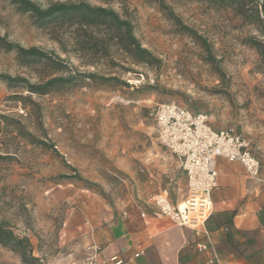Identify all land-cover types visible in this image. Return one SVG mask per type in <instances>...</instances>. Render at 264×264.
Segmentation results:
<instances>
[{
    "label": "rangeland",
    "instance_id": "obj_1",
    "mask_svg": "<svg viewBox=\"0 0 264 264\" xmlns=\"http://www.w3.org/2000/svg\"><path fill=\"white\" fill-rule=\"evenodd\" d=\"M32 1L44 10H114L156 58L136 64L105 29L39 22L0 0V76L32 85L70 74L23 66L8 43L116 79L80 80L45 96L0 80V222L30 238L36 264L83 260L93 230L152 195L183 199L182 170L163 153L150 116L157 105L175 103L207 115L213 129L234 130L264 166V0ZM0 264L23 263L0 247Z\"/></svg>",
    "mask_w": 264,
    "mask_h": 264
},
{
    "label": "crops",
    "instance_id": "obj_2",
    "mask_svg": "<svg viewBox=\"0 0 264 264\" xmlns=\"http://www.w3.org/2000/svg\"><path fill=\"white\" fill-rule=\"evenodd\" d=\"M163 153L169 152L164 149ZM170 159L179 174V163L172 155ZM217 171L213 212L199 231L178 227L168 218H156L153 207L147 206L148 197L134 204L126 217L93 230L83 260L64 259L60 263L86 264L119 257L128 264H212L208 255L196 250V244L204 242L218 258L214 264H264V166L260 181L250 180L241 164L225 159L217 161ZM182 173L185 194L175 203L170 200L175 207L187 198V178Z\"/></svg>",
    "mask_w": 264,
    "mask_h": 264
},
{
    "label": "built area",
    "instance_id": "obj_3",
    "mask_svg": "<svg viewBox=\"0 0 264 264\" xmlns=\"http://www.w3.org/2000/svg\"><path fill=\"white\" fill-rule=\"evenodd\" d=\"M158 143L179 163L187 178V198L175 207L165 194L152 195L147 206L153 207L156 218H168L176 226L199 231L213 212V193L218 187L217 161L225 159L244 167L250 180L260 181L261 161L250 151L249 143L234 130H216L207 115L194 113L175 103H163L151 110ZM146 213L142 214L145 217ZM208 261L218 263L212 247L196 244ZM139 257V254L136 255ZM86 264H128L119 257Z\"/></svg>",
    "mask_w": 264,
    "mask_h": 264
},
{
    "label": "trees",
    "instance_id": "obj_4",
    "mask_svg": "<svg viewBox=\"0 0 264 264\" xmlns=\"http://www.w3.org/2000/svg\"><path fill=\"white\" fill-rule=\"evenodd\" d=\"M205 1L221 3L230 0ZM11 2L20 12L31 14L39 22L61 18L63 20L68 19L81 27L105 29L110 40L115 42V45L124 51L134 63L153 65L156 62V58L147 49H144L136 39L132 23L122 19L114 10L105 7H94L86 3H57L44 10L32 0H11ZM6 50L16 52L18 60L23 66L42 63L53 68L55 72H70L66 78H52L44 83L32 85L28 84L23 78L0 76V80L8 84L10 88L19 87L22 83H26L28 92L33 95L45 96L56 88L80 80L101 81L104 84L116 80L115 78L99 77L96 73L87 74L80 73L77 70L74 71L64 60L55 59L52 54L45 53L38 48L25 49L18 45L6 43ZM51 150L54 149L51 148ZM262 223L264 224V218H262ZM0 247L19 255L23 264H36L39 262V259L34 255L30 238L17 236L4 222H0Z\"/></svg>",
    "mask_w": 264,
    "mask_h": 264
},
{
    "label": "bare ground",
    "instance_id": "obj_5",
    "mask_svg": "<svg viewBox=\"0 0 264 264\" xmlns=\"http://www.w3.org/2000/svg\"><path fill=\"white\" fill-rule=\"evenodd\" d=\"M183 205V204H182ZM181 207V206H180Z\"/></svg>",
    "mask_w": 264,
    "mask_h": 264
}]
</instances>
